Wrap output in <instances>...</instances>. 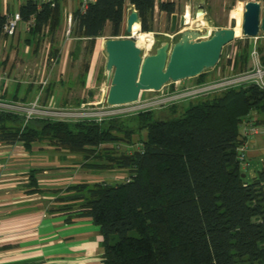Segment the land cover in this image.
I'll return each mask as SVG.
<instances>
[{"label":"trees","instance_id":"trees-1","mask_svg":"<svg viewBox=\"0 0 264 264\" xmlns=\"http://www.w3.org/2000/svg\"><path fill=\"white\" fill-rule=\"evenodd\" d=\"M125 2L97 0L83 14L73 12L76 37L86 41L90 56L108 25L112 38L121 36ZM130 4L142 32L149 33L156 0ZM158 6L169 17L176 12L174 3ZM19 13L23 22L35 18L29 33L39 39L48 23L51 31L60 26L61 0L55 6L29 0ZM5 23L0 13V37ZM252 44L239 41L235 60L228 59L238 73L248 69ZM258 49L263 52L264 46ZM89 69L87 60L84 77ZM205 72L197 83L207 82ZM254 113L264 118V89L248 86L100 124L34 119L23 127L22 117L0 113V125L11 143L30 146L36 138L46 139L83 155L88 169L127 172L128 182L57 190L63 195L55 211L67 213L68 221L91 217L100 227L103 264H264V160L258 175L248 180L237 152L242 123ZM9 119L14 125L8 130L1 123ZM255 124L264 126V119ZM142 132L143 149L132 150L134 137ZM30 180V192H42L34 175Z\"/></svg>","mask_w":264,"mask_h":264},{"label":"crops","instance_id":"crops-1","mask_svg":"<svg viewBox=\"0 0 264 264\" xmlns=\"http://www.w3.org/2000/svg\"><path fill=\"white\" fill-rule=\"evenodd\" d=\"M27 1L29 0L24 4ZM34 1L38 5L42 2V0ZM67 1L61 0V5L64 4L65 8L68 5ZM226 1L156 0L157 8L153 15L152 30L149 33H156L153 27L159 22L158 35L169 39L166 35L170 34L171 17L166 12L160 11L158 5L161 2L174 3L177 14L183 7L182 14L189 11L191 16H194L201 10L208 15L213 5L223 4ZM251 1L264 4V0H242L241 3L246 5ZM22 5L19 6L18 11ZM73 12L65 14L67 16L68 13ZM0 13L2 15L13 13L8 0H4L2 5L0 3ZM198 20L191 22L186 29L197 30L206 27L213 31L229 27L222 25L212 28L204 24L196 25ZM63 27L65 26L61 28ZM165 27H167L166 31ZM72 42V39L65 42L62 39L57 41L55 38H50L47 40L44 52L40 40L25 30L24 23L19 25L16 35H2L0 59L8 76L5 97L12 101L29 103L38 95L42 82H46L44 98L47 101L52 100L59 106L89 102L85 100V96L93 98L90 88L92 81H95L93 63L96 62L98 53L94 47L90 69L84 77L83 67L78 70L77 64L86 50L87 43L78 37H75L74 45ZM263 44L257 41L258 47ZM252 47L254 48V45ZM237 49L238 46L232 45L233 51ZM53 50L57 52L55 56ZM259 53L264 64L262 59L264 51ZM218 65L205 72L207 82L224 77L226 68ZM250 67L251 60L248 69ZM104 82L109 91L110 82L106 71ZM197 82L196 77L180 81L179 84L190 86ZM83 92L86 94L79 99V93ZM252 116L254 120L264 119L256 117L255 113ZM1 124H5L8 130L14 125L10 119ZM2 127L0 125V264H103L104 239L100 227L91 217H75L68 221L67 213L55 211L54 209L60 204L57 197L63 195V191L57 190L79 183L121 182V178L126 176L127 172L93 169L81 171L84 158L83 162L74 161L76 154L60 149L46 139L36 138L30 146L19 141L11 143L9 138H3L1 135ZM262 134L252 139L251 158L260 155L257 148L263 143V139L260 138ZM141 135V133L136 135L134 141L143 142L146 133L144 132L143 137ZM135 149L137 146L134 145L132 150ZM67 168L77 169L65 174ZM32 175L36 179V186L42 189V192H30L32 188L34 189L31 187Z\"/></svg>","mask_w":264,"mask_h":264},{"label":"water","instance_id":"water-1","mask_svg":"<svg viewBox=\"0 0 264 264\" xmlns=\"http://www.w3.org/2000/svg\"><path fill=\"white\" fill-rule=\"evenodd\" d=\"M203 14L201 10L192 18ZM186 18L187 12L172 14L170 35L177 34L178 39L175 42L167 39L154 53L145 54L132 36L133 26L136 23L141 25V20L137 10H131L126 21L129 35L109 38L104 43L107 54L105 71L110 82L106 99L109 105L132 103L139 100L143 92H157L171 82L196 78L217 66L224 49L226 55L231 53L232 43L238 38L235 27L213 31L206 27L186 29ZM241 30L247 38L264 34V4L246 3Z\"/></svg>","mask_w":264,"mask_h":264},{"label":"built area","instance_id":"built-area-1","mask_svg":"<svg viewBox=\"0 0 264 264\" xmlns=\"http://www.w3.org/2000/svg\"><path fill=\"white\" fill-rule=\"evenodd\" d=\"M78 11L85 13L90 5L97 0H78ZM42 2L50 3L55 6V0H42ZM157 8V5H155ZM6 23L2 31V35L14 36L17 34L20 23H24L25 30L30 32L35 26V18L32 17L29 21L23 22L19 12L6 14ZM75 25L74 14L68 13L66 16V36L69 37L72 27ZM45 30V28H44ZM43 30V31H44ZM211 31V30H210ZM153 35V34H152ZM126 36H118L113 38H125ZM177 34H167V38L173 40ZM254 40V48L251 51L253 59L252 66L246 72L225 76L217 80L197 83L190 86H182L179 82H171L165 85L156 96L148 99H142V94L139 100L121 105H109L106 100L97 102H84L78 105L59 106L54 101H47L44 98V87L46 82H42L36 98L29 102L23 103L12 101L5 97L8 76L2 66L0 59V113L12 114L23 118V127L34 119H47L55 122L65 123H82L94 122L103 123L113 119H123L136 116L140 113L161 110L168 106L189 102L203 98L209 95L220 93L222 91L243 88L248 86H257L264 89V64L261 61V56L257 46V41H264V34L260 33L258 37L252 38ZM105 42V38L103 39ZM153 46L155 38L153 36ZM227 58H233L230 53ZM264 132V126H257L253 118L245 119L241 126L240 144L237 147L239 162L242 170L246 171L249 168V160L251 159L252 139ZM134 141V139H133ZM137 146L138 150L143 149V143L134 141L131 146ZM263 161V160H262ZM123 181H130L128 174L122 177Z\"/></svg>","mask_w":264,"mask_h":264},{"label":"rangeland","instance_id":"rangeland-1","mask_svg":"<svg viewBox=\"0 0 264 264\" xmlns=\"http://www.w3.org/2000/svg\"><path fill=\"white\" fill-rule=\"evenodd\" d=\"M10 2V8L11 11L13 13L19 12V6L24 4V2L26 0H8ZM4 0H0L1 5L3 4ZM68 5L65 8L64 4L61 5V13H62V21L60 26L58 27V29L56 31H51L50 29V23H48L47 27L45 28V30L40 33V37L39 40L42 43V51H46L45 45L47 44V40L50 38H55L57 41H59V39H62L65 42H69L71 39L73 40L72 44L74 45L75 43V25L72 27V31L69 35V37L66 36V12H73V10L78 9L79 7V1L78 0H68ZM242 0L237 1V0H227L226 2H224L223 4H219V5H213L211 7L210 12L207 14H203L202 16H199L198 18L200 20H198L197 24H204V25H208L211 26L212 28H216L217 26H222V25H226L230 27H235L236 28V24L237 21L235 19V17L237 16H241L242 17V21H243V15L245 12V5L244 3H241ZM134 9V7L130 4V0H126L125 2V8H124V21H123V29H122V33L121 36H127L125 34L126 31V21H127V17L129 15V13L131 12V10ZM184 12L183 7H181L179 9V13L178 14H182ZM159 20V19H158ZM202 21H205L204 23ZM207 23V24H206ZM21 24V23H20ZM19 24V25H20ZM159 22L157 23V26H154L153 28L156 30L153 34L154 38H155V44L152 47L151 50L149 51H144L145 54H152L155 52V49L163 42H165L167 39L165 37H163L162 35H158L160 32V28L158 26ZM62 26L63 29L61 28ZM242 26V24H241ZM65 28V29H64ZM19 29V27H18ZM165 31L167 30V27H165L164 29ZM131 36V35H130ZM112 36H110V25H108L106 27L104 36L100 39H98L96 41L95 44V49H96V53H98L97 58H96V62H94V75H95V81H92V88H90V90L92 91V95L93 98H88L87 96H85V100L89 101V102H97V101H101V100H106L107 99V95H108V89L107 86L104 82L105 80V64H106V58H107V54L105 52L104 49V38L105 41L107 40V38H111ZM178 39V36L176 38H174L172 41L175 42ZM236 40L239 41H243L244 44L249 42L252 44V42L254 43V40L249 39L247 40V37H245L242 33L241 30V34L240 36H238V38H236ZM82 42V41H81ZM238 42H233L232 45H235V47H237V43ZM262 42L264 43V41L262 40ZM254 44H252L253 46ZM264 46V44H263ZM253 48V47H252ZM237 51V50H236ZM236 51L231 52L232 56L234 55V53ZM243 51V48L242 50ZM85 50L82 55L80 56V62H78L77 66H78V70H81V68L83 67L84 63L90 59L92 61V55L90 56V54ZM235 60V58H234ZM250 60H251V66H252V57L250 56ZM233 61V60H232ZM218 67H225L226 68V73H224V77L225 76H230V75H234L237 74L238 71H235L234 67L232 66V64H229L228 62V58L226 55V49H224V56L221 59V61L219 62ZM250 70V69H249ZM248 71V69L246 70ZM244 71V72H246ZM86 92L83 93H79L78 98L81 99L83 97V95H85ZM88 94V93H87ZM158 93L156 92H143L142 93V99H148V98H152L154 96H156ZM190 104L187 103L185 105H183L182 107L187 108ZM20 125V124H18ZM23 125V124H22ZM264 133V132H263ZM141 137L144 136V132L141 133ZM260 138L263 139V143L260 147H258L257 151L259 152V157H253L249 160V168L245 171V174L247 175V179L248 180H252L255 176L258 175L259 171L263 168V163L262 160H264V134H262L260 136ZM122 148H125V146H122ZM74 161H78V162H83V155L81 154H76ZM83 166V165H82ZM77 169V168H75ZM75 169H65L66 171H64L65 174L68 173H72ZM79 169V168H78ZM81 171H85L86 168L85 166H83L81 168Z\"/></svg>","mask_w":264,"mask_h":264},{"label":"bare ground","instance_id":"bare-ground-1","mask_svg":"<svg viewBox=\"0 0 264 264\" xmlns=\"http://www.w3.org/2000/svg\"><path fill=\"white\" fill-rule=\"evenodd\" d=\"M187 23L188 25L191 24V22H195L196 20H198V18L193 19L191 16V13L188 11L187 12ZM236 21H237V26H236V36H240L241 34V24H242V17L239 15L237 17H235ZM132 36L135 38L137 45L143 50V51H149L152 49L153 47V35L151 33H147V32H142L141 30V25L139 23H136L133 26V33Z\"/></svg>","mask_w":264,"mask_h":264}]
</instances>
